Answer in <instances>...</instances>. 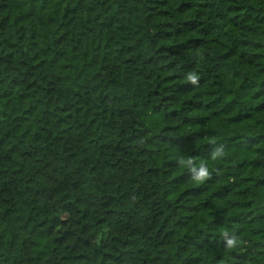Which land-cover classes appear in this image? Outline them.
I'll return each mask as SVG.
<instances>
[{
    "label": "trees",
    "instance_id": "obj_1",
    "mask_svg": "<svg viewBox=\"0 0 264 264\" xmlns=\"http://www.w3.org/2000/svg\"><path fill=\"white\" fill-rule=\"evenodd\" d=\"M0 264H264V0H0Z\"/></svg>",
    "mask_w": 264,
    "mask_h": 264
}]
</instances>
